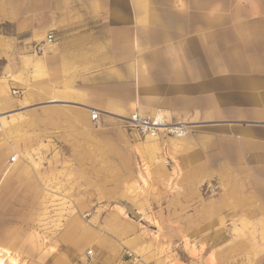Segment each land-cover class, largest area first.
I'll return each instance as SVG.
<instances>
[{
  "label": "crops",
  "instance_id": "obj_1",
  "mask_svg": "<svg viewBox=\"0 0 264 264\" xmlns=\"http://www.w3.org/2000/svg\"><path fill=\"white\" fill-rule=\"evenodd\" d=\"M0 8L8 28L0 88L17 92L2 116L28 118L33 137L63 146V160L87 158L95 143L123 146L160 172L171 160L166 170L190 176L191 190L215 174H264V0H0ZM47 34L52 44L33 53ZM133 114L188 123L189 134L150 139L115 121Z\"/></svg>",
  "mask_w": 264,
  "mask_h": 264
},
{
  "label": "rangeland",
  "instance_id": "obj_2",
  "mask_svg": "<svg viewBox=\"0 0 264 264\" xmlns=\"http://www.w3.org/2000/svg\"><path fill=\"white\" fill-rule=\"evenodd\" d=\"M6 89L0 88V246L20 264H264V174H215L191 190L183 182L190 176L167 171H174L171 160H162L158 167L167 170L160 172L123 146L110 152L95 143L87 158L63 160V146L33 137L23 123L28 118L2 116L5 99L17 93L7 83ZM14 150L28 158L21 181L6 174Z\"/></svg>",
  "mask_w": 264,
  "mask_h": 264
},
{
  "label": "built area",
  "instance_id": "obj_3",
  "mask_svg": "<svg viewBox=\"0 0 264 264\" xmlns=\"http://www.w3.org/2000/svg\"><path fill=\"white\" fill-rule=\"evenodd\" d=\"M53 42L52 34H47L41 42H35L31 46L33 53L40 55L44 52L45 48L50 46ZM99 119V112L93 110L90 112V120L97 122ZM123 126L131 131L136 132L142 137L156 138L159 136L182 138L188 135V124L183 122H167L163 117L151 116L142 117L138 114H133L129 118H119ZM17 156H11L9 163H14Z\"/></svg>",
  "mask_w": 264,
  "mask_h": 264
},
{
  "label": "bare ground",
  "instance_id": "obj_4",
  "mask_svg": "<svg viewBox=\"0 0 264 264\" xmlns=\"http://www.w3.org/2000/svg\"><path fill=\"white\" fill-rule=\"evenodd\" d=\"M1 91L3 93L4 89L1 88ZM119 122H121V121L119 120ZM147 138L153 139V138L148 137V136H147ZM182 138H184V137H182ZM182 138H179V139H182ZM14 155L17 156V161L11 165V168H12L11 171L7 172L6 174H9L11 176V179L21 181V180L25 179L26 177H28V175H29V172L27 171V169H25V166H24V163H25L26 159H28V158H26V156L23 153H20L17 150H14L13 155H10L9 158L11 156H14ZM136 214H140V213L136 212ZM0 264H20V263L17 260V258L13 255V252H11V250H8L6 248H2L0 246Z\"/></svg>",
  "mask_w": 264,
  "mask_h": 264
},
{
  "label": "water",
  "instance_id": "obj_5",
  "mask_svg": "<svg viewBox=\"0 0 264 264\" xmlns=\"http://www.w3.org/2000/svg\"><path fill=\"white\" fill-rule=\"evenodd\" d=\"M129 214H130L133 218L138 219V214H136V212H134V210H133L131 207H129Z\"/></svg>",
  "mask_w": 264,
  "mask_h": 264
},
{
  "label": "trees",
  "instance_id": "obj_6",
  "mask_svg": "<svg viewBox=\"0 0 264 264\" xmlns=\"http://www.w3.org/2000/svg\"><path fill=\"white\" fill-rule=\"evenodd\" d=\"M0 64H4V61H0Z\"/></svg>",
  "mask_w": 264,
  "mask_h": 264
}]
</instances>
